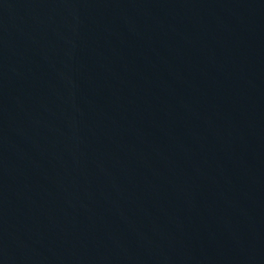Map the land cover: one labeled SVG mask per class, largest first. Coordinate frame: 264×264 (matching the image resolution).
<instances>
[{"label": "water", "instance_id": "1", "mask_svg": "<svg viewBox=\"0 0 264 264\" xmlns=\"http://www.w3.org/2000/svg\"><path fill=\"white\" fill-rule=\"evenodd\" d=\"M194 163L245 264H264V0H92Z\"/></svg>", "mask_w": 264, "mask_h": 264}]
</instances>
